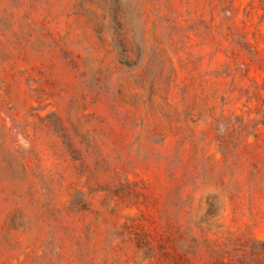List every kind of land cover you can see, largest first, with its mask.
Listing matches in <instances>:
<instances>
[{
    "label": "rangeland",
    "instance_id": "374dc122",
    "mask_svg": "<svg viewBox=\"0 0 264 264\" xmlns=\"http://www.w3.org/2000/svg\"><path fill=\"white\" fill-rule=\"evenodd\" d=\"M0 264H264V0H0Z\"/></svg>",
    "mask_w": 264,
    "mask_h": 264
}]
</instances>
